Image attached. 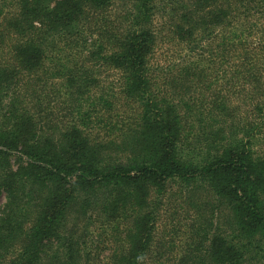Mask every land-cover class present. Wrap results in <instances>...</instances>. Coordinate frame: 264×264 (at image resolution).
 Listing matches in <instances>:
<instances>
[{"label": "trees", "instance_id": "trees-1", "mask_svg": "<svg viewBox=\"0 0 264 264\" xmlns=\"http://www.w3.org/2000/svg\"><path fill=\"white\" fill-rule=\"evenodd\" d=\"M0 264H264V0H0Z\"/></svg>", "mask_w": 264, "mask_h": 264}, {"label": "rangeland", "instance_id": "rangeland-1", "mask_svg": "<svg viewBox=\"0 0 264 264\" xmlns=\"http://www.w3.org/2000/svg\"><path fill=\"white\" fill-rule=\"evenodd\" d=\"M176 191H177V187L175 188V191L173 192V193H176ZM173 197H176V194H174L173 195ZM174 199V198H173ZM2 202H3V200H2ZM169 202V201H168ZM180 219V218H179Z\"/></svg>", "mask_w": 264, "mask_h": 264}]
</instances>
